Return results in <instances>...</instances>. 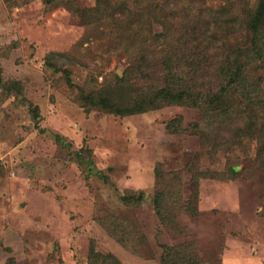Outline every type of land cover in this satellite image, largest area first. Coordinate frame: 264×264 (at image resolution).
<instances>
[{
    "label": "rangeland",
    "instance_id": "obj_1",
    "mask_svg": "<svg viewBox=\"0 0 264 264\" xmlns=\"http://www.w3.org/2000/svg\"><path fill=\"white\" fill-rule=\"evenodd\" d=\"M110 1L123 14L112 16L120 22H136L152 4L159 15L165 7L162 0ZM261 1L207 3L230 2L227 12L242 21ZM67 2L0 0V264H171V253L172 264L175 253L196 264H264L257 140L235 145L222 125L207 129L219 138L208 143L192 135L204 123L187 106L133 116L92 107L90 94L124 76L133 41L112 18L87 23L81 12L97 0ZM154 17L141 30L144 47L159 51L167 41L161 34L170 32ZM237 21L218 44L247 43L251 34ZM254 75L264 83V68ZM11 81L20 84V96H6ZM135 82L162 88L157 79ZM180 116L181 126L173 121ZM229 162L241 173L232 176ZM157 174L177 176L171 189L184 205L194 203L192 215L171 213L166 222L157 215ZM194 174L202 177L190 202Z\"/></svg>",
    "mask_w": 264,
    "mask_h": 264
},
{
    "label": "trees",
    "instance_id": "obj_2",
    "mask_svg": "<svg viewBox=\"0 0 264 264\" xmlns=\"http://www.w3.org/2000/svg\"><path fill=\"white\" fill-rule=\"evenodd\" d=\"M6 1L10 5H21L33 0ZM67 1L54 0V3L61 6L67 5ZM110 2L97 0L92 9L84 8L81 14L85 15L87 23L91 21L90 18L92 22L112 18L110 21L115 27L130 29L129 38H126L133 41L127 48L132 51L127 54L130 55L131 64L124 71V76L117 78V82L106 84L100 92L89 95L92 98V107L124 116L143 114L169 106L198 109L204 126L200 128L192 125L196 127V133L192 135L199 136L200 139L207 138L208 143L219 141V138L212 135L213 132L206 131L226 125L229 128L226 133L235 141V145L244 138H255L258 142L256 164L263 170L264 178V83L261 76L254 75L256 67L264 68V0L253 11H244L242 21H237L239 17L234 16V13L227 12L234 7L230 2L225 7H213L207 0H193V5L188 0H162L165 7L161 8L160 15L157 11L159 4H152V10L144 13L136 22L132 19L120 22L114 19V15L122 13L112 9ZM194 9L197 10L194 12ZM154 16H161V23H167L166 29L170 32L161 34L160 37L167 41L166 47L159 51L144 47L147 34L141 30V26L149 24ZM235 21L247 26L250 38L244 46H221L218 42H224L231 24ZM120 39L123 43V36ZM142 47L147 51H141ZM151 79L160 80L162 88L157 89L151 85L137 88L135 81ZM5 89L7 97H18L22 94L20 84L15 81L7 84ZM238 95L242 100L237 98ZM35 111L38 112V108ZM182 120L180 116L173 121L181 126ZM236 126L241 127L236 129ZM236 137L239 138L238 142ZM203 147L207 145L204 143ZM214 152L216 153H211ZM228 169L232 176L241 173L235 169L234 163L229 162ZM157 175V215L164 222L171 213L192 215L196 211L194 203L184 205L171 189L177 176L169 180L166 176ZM215 175L217 173L212 174ZM200 177L202 176L199 174L192 177L194 192L190 202H196ZM165 178L167 181L162 183L161 180ZM137 198L142 199L141 196ZM125 199L131 201L133 198L127 195ZM175 255L178 259L175 264H196L192 255L188 256L189 260L185 258L186 254ZM168 257L172 264L174 253L168 254ZM163 263L166 264L164 258Z\"/></svg>",
    "mask_w": 264,
    "mask_h": 264
}]
</instances>
